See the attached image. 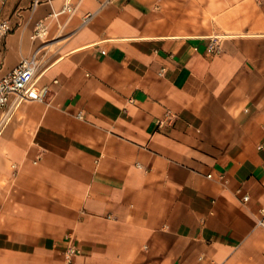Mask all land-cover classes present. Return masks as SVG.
Returning <instances> with one entry per match:
<instances>
[{
	"label": "crops",
	"instance_id": "1",
	"mask_svg": "<svg viewBox=\"0 0 264 264\" xmlns=\"http://www.w3.org/2000/svg\"><path fill=\"white\" fill-rule=\"evenodd\" d=\"M4 18L0 73L36 51L47 92L0 107V264H264V0Z\"/></svg>",
	"mask_w": 264,
	"mask_h": 264
},
{
	"label": "built area",
	"instance_id": "2",
	"mask_svg": "<svg viewBox=\"0 0 264 264\" xmlns=\"http://www.w3.org/2000/svg\"><path fill=\"white\" fill-rule=\"evenodd\" d=\"M38 0H32V7ZM68 4H64L62 11L70 10ZM56 14V13H53ZM11 30L10 23L7 19H0V39H2ZM47 34L46 24L39 20L35 23L31 37L32 38H45ZM209 48H213L212 41L209 44ZM36 51L29 56L21 57L18 62L7 72L0 73V107H4L10 96L13 97V104H18L23 100L28 99H43L47 92V87L36 88L35 77L39 67V58L36 55ZM2 66V60L0 57V69ZM57 79H53L56 82ZM80 116V112L77 113ZM258 148L264 147V141L257 144ZM15 174L14 164H12ZM247 194L242 195V200H246ZM258 224L264 225V215H261L258 219ZM77 247L73 243L67 244L63 251V256L66 262H70L72 256L77 252Z\"/></svg>",
	"mask_w": 264,
	"mask_h": 264
}]
</instances>
